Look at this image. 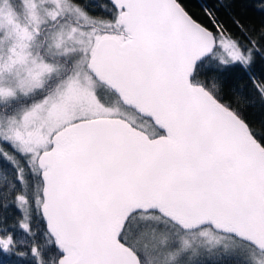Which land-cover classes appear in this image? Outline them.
<instances>
[{
	"label": "snow or ice",
	"instance_id": "6c2138e0",
	"mask_svg": "<svg viewBox=\"0 0 264 264\" xmlns=\"http://www.w3.org/2000/svg\"><path fill=\"white\" fill-rule=\"evenodd\" d=\"M0 255L264 264V0H0Z\"/></svg>",
	"mask_w": 264,
	"mask_h": 264
},
{
	"label": "trees",
	"instance_id": "16d2710c",
	"mask_svg": "<svg viewBox=\"0 0 264 264\" xmlns=\"http://www.w3.org/2000/svg\"><path fill=\"white\" fill-rule=\"evenodd\" d=\"M101 2H103V0H83V3L87 4V5L97 4V3H101ZM212 2H214V0H212ZM247 2L249 4H252L253 0H247ZM235 10L237 12H239L240 14L248 17L252 21H257V20L260 19L259 15L255 11H248V10L244 9L242 7V5H240V4H237ZM90 11H92L93 13H96V14H100V12H101V10L99 8H90ZM221 14L222 15H226L224 10H221ZM256 70L257 71L260 70L259 62L257 63ZM235 75H242V73H236ZM245 111L247 112V114L253 120L259 121V119H260V109H259L258 105L256 107H246ZM10 259H12V258L0 255V264H7L8 260H10Z\"/></svg>",
	"mask_w": 264,
	"mask_h": 264
}]
</instances>
